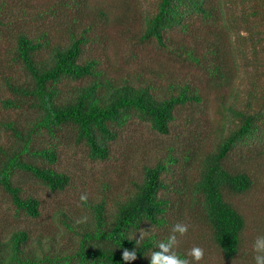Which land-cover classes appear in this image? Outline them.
Listing matches in <instances>:
<instances>
[{
    "label": "trees",
    "instance_id": "trees-1",
    "mask_svg": "<svg viewBox=\"0 0 264 264\" xmlns=\"http://www.w3.org/2000/svg\"><path fill=\"white\" fill-rule=\"evenodd\" d=\"M249 3L252 5L245 7ZM235 4L242 6L239 16L229 12ZM253 19L263 24L264 0H157L156 12L145 20L139 41L155 43L167 55L180 59L186 56L189 60L184 61L198 64L209 75L206 86L210 85L214 93L229 90L238 100L240 94L234 88L238 59L246 64L247 70L243 71L252 74L250 79L254 83L249 93L254 95L260 84L264 85V63L255 46L262 33L254 30ZM239 26L249 34L247 37ZM204 27L209 37L201 29ZM91 30V27L84 29L79 37L72 33L66 44L52 40L47 33L37 39L27 34L17 37L15 60L26 70L30 81L20 83L9 79L7 84L18 96L30 98L37 117L27 130L14 120L4 124L14 134L16 147H0L3 154L0 187L9 194L19 213L34 219L41 217L42 202L18 187L15 178L18 173H28L52 192L70 186L71 177L55 168L60 159L58 139L62 135L72 132L78 142L85 143L91 159L106 161L111 155V142L118 138V129H125L134 119L149 124L161 135H169L178 108L190 107L192 114L187 123H191L199 120L191 106L207 103L203 95L206 86L195 89L188 83L178 86L170 80L166 87L169 93L162 92V82L167 78L163 70L151 72L152 79L144 70L135 79H122L111 75L100 60H85ZM174 33L190 36L192 44L179 37L175 40ZM233 34L242 41L236 48L232 46ZM246 40L255 47L251 55H247ZM200 48L207 50L201 54ZM44 52L50 57L41 58ZM133 57L138 58V54ZM218 99L222 105L227 102L224 96ZM0 101L7 110L22 107L19 99ZM249 109L247 112L236 105L229 107L237 127L217 144L215 151H189L182 158L171 154L155 166L145 167L142 182L132 183L135 189L124 201L117 202L113 211L103 199L86 204L92 215L86 223H78L68 212L59 213V218L64 216L63 224L71 230L75 231V225L82 228L78 247L71 255L39 257L26 251L31 241L26 230L0 231V264H150L148 255L159 251L158 243L168 239L185 209L200 211V218L211 229L214 242L225 258H236L243 248L246 220L232 198L249 194L257 184L245 169L230 167L227 162L245 147L253 156L264 155V105L258 108L251 102ZM42 133L52 142L47 147H35V139ZM193 157L199 161L198 175L193 180L182 177L167 182L165 174L172 175V168L181 165L182 159L185 172L191 167L189 162ZM144 224L156 227L158 233L165 230L168 237L160 240L154 233L139 240L135 234ZM37 242L44 251L42 237ZM125 249L135 251L137 259L123 261ZM174 251L180 258L189 260L185 251Z\"/></svg>",
    "mask_w": 264,
    "mask_h": 264
},
{
    "label": "rangeland",
    "instance_id": "rangeland-1",
    "mask_svg": "<svg viewBox=\"0 0 264 264\" xmlns=\"http://www.w3.org/2000/svg\"><path fill=\"white\" fill-rule=\"evenodd\" d=\"M156 4L157 0H0V99H19L22 103L21 108L7 110L0 101V147H16L14 134L4 125L7 121L14 120L27 130L32 127L37 117L30 98L18 96L7 84L9 79L20 83L30 81L26 70L15 60L17 37L20 34L37 39L47 33L52 40L66 44L72 33L79 37L84 29L91 27L88 34L91 41L86 44L84 59L100 60L111 75L122 79H135L144 70L152 79L149 75L151 72L163 70L167 78L162 82L161 91L166 93H169L166 87L170 80L178 86L188 83L195 89L206 86L209 75L201 66L184 61L189 60L186 56L180 59L172 54L167 55L155 43L139 41L145 28V20L156 12ZM249 5L252 4H245V7ZM242 11V6L236 4L229 10L237 16ZM253 22L254 30L262 33L258 35L261 39L255 42V46L259 49L264 63V22L262 24L259 19H253ZM239 27L242 35L247 37L249 34ZM201 29L209 37L206 27ZM174 35L175 40L179 37L188 45L192 44L193 39L190 36H178L177 33ZM231 41L235 48L242 42L234 34ZM244 42L247 55H251V50L255 47L251 41ZM203 50L200 48L199 52L202 54ZM133 54H138V58H134ZM48 57L49 53L44 52L41 58ZM238 65V79L234 87L240 94L238 100L229 90L214 93L210 85H207L203 90L207 103L191 106L199 120L187 123L192 114L190 107H180L176 111V120L171 125V133L161 135L149 124L134 119L125 129H118V138L111 142V155L106 161L91 159L85 143L78 142L72 132L62 135L58 139L60 159L55 168L71 177L70 186L64 191L52 192L32 175L18 173L15 184L26 194L41 200L42 214L40 218L34 219L19 213L9 194L0 187V231L26 230L31 237L26 251L36 253L39 257L44 254L71 255L78 247L82 228L75 225V231L71 230L63 224L64 216L59 218V213L68 212L76 220L87 217L86 222H89L92 215L87 205L103 199H106L109 209L113 211L116 203L124 201L135 189L132 183L142 182L145 167L155 166L171 154L182 158L189 151H215L217 144L237 127V120L229 112L230 106L236 105L237 109L248 112V103L253 102L258 108L259 105H264V85L260 84L254 95H251L249 92L254 83L251 80L252 74L243 71L246 64L239 59ZM256 92L258 95H255ZM157 94L160 95L159 92ZM222 96L227 100L223 105L218 99ZM51 142L52 139L42 133L35 139V147H47ZM242 150L243 152L238 151L230 156L227 164L245 169L252 175L257 186L249 194L232 198L233 204L246 220L240 255L232 260L225 258L214 242L211 229L200 218V211L185 209L176 219V223L188 226V232L178 237L179 245L174 250L188 253L194 246L201 247L205 255L199 264H255L253 243L257 237L264 236V155L253 156L246 147ZM2 157L3 154L0 153V158ZM29 160L35 162L33 157H29ZM180 163L183 166V159ZM197 163L199 161L193 157L189 162L191 167L185 172L181 165L174 166L173 174H165L164 178L167 182H171L172 178L182 177L193 180L198 175ZM81 194L88 196L86 203L80 201ZM174 214L176 216L177 212L174 211ZM157 230L150 224H144L135 236L139 240L154 233L159 235L160 240L168 237L165 230L160 233ZM39 237H42L44 251L38 245ZM188 257L191 264H196L192 257Z\"/></svg>",
    "mask_w": 264,
    "mask_h": 264
},
{
    "label": "clouds",
    "instance_id": "clouds-1",
    "mask_svg": "<svg viewBox=\"0 0 264 264\" xmlns=\"http://www.w3.org/2000/svg\"><path fill=\"white\" fill-rule=\"evenodd\" d=\"M88 196L86 194L80 195L81 202H87ZM87 221V217H83L78 220V223H84ZM188 232V226L183 223H177L173 226L171 234L166 241L159 242L157 248L159 251H152L148 257H150V264H191L188 259L180 258L174 249L179 245V236H184ZM142 238V237H141ZM140 241H137L139 246ZM253 251L255 253L253 259L255 264H264V236H259L253 243ZM192 257V260L199 264L204 259V250L199 246H194L186 254ZM123 261L130 262L137 259L135 251L124 250Z\"/></svg>",
    "mask_w": 264,
    "mask_h": 264
}]
</instances>
